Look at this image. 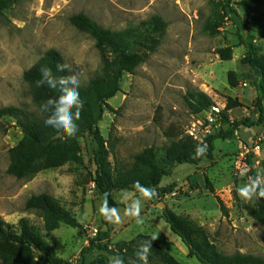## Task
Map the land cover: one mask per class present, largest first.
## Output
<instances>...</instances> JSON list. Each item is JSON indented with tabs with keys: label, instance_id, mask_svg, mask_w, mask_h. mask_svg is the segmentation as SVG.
<instances>
[{
	"label": "rangeland",
	"instance_id": "374dc122",
	"mask_svg": "<svg viewBox=\"0 0 264 264\" xmlns=\"http://www.w3.org/2000/svg\"><path fill=\"white\" fill-rule=\"evenodd\" d=\"M4 1L7 8L0 14V111L16 109L22 123L43 118L24 74L47 52L58 53L63 63L71 66L72 73L79 74L81 86L103 75L102 55L95 41L70 23L73 16L85 15L113 33L143 32L144 24L153 17L166 23L165 31L155 35L159 40L156 51L134 74L123 75L120 92L107 102L110 109H104L98 125L106 141L111 174L130 169L132 158L150 147L155 149L156 162L162 168L168 135L173 130L196 146L205 144L210 135L199 133L201 141L186 135L193 126H199L198 121L204 120L201 114L193 115L188 110L183 98L189 90L205 93L219 108H225L226 98L237 99L244 108L228 112L230 122L249 116L256 118L257 76L241 63L245 49L239 45L237 29L221 13L223 0ZM229 1L242 21H250L253 16L264 17V3L247 8L240 4L249 0ZM254 43L257 54L264 55V38L256 36ZM226 48L231 49V59L225 62L216 53ZM104 57L113 59L108 51ZM229 72L235 74V88L228 84ZM262 132L261 126L242 129L231 140L214 142L212 160L197 166H173L169 176L154 188L157 196L142 199V224L125 215L127 204L139 194L114 193L113 203L122 222L104 226L99 212L103 199L92 188L96 167L89 136L78 138L81 165L68 164L30 180H17L7 174V169L9 151L23 138L21 125L13 118L1 117L0 220L17 232L19 220L26 219L41 231L59 258L73 264H81V253L88 248L89 239L107 231L109 238L100 245L111 250L139 235L156 236L166 242L167 252L180 264H200L188 256L187 249L165 223L164 205L201 228L220 253L264 259V224L251 217L257 200L244 201L237 194V189L247 182V176L264 171V154L258 168H253L250 160L246 162L247 176L241 175L245 168L235 164L240 147L250 145ZM41 194L57 199L75 216L80 227L61 225L58 230L46 233L39 214L25 210L26 201ZM217 198L224 204L226 216L222 215ZM110 257L108 252L94 249L85 255L84 264H94L98 259L109 264Z\"/></svg>",
	"mask_w": 264,
	"mask_h": 264
},
{
	"label": "trees",
	"instance_id": "16d2710c",
	"mask_svg": "<svg viewBox=\"0 0 264 264\" xmlns=\"http://www.w3.org/2000/svg\"><path fill=\"white\" fill-rule=\"evenodd\" d=\"M262 3L264 0H249L241 2L240 5L250 8L253 4ZM6 8V2L0 0V14ZM220 10L224 18L237 29L239 45L245 49V56L241 63L248 65L257 76V83L254 86L257 93L254 101L256 118L249 116L240 121L230 122L227 113L244 108V106L237 99L228 97L222 114L223 128L205 140V144L208 145L206 155L194 159L196 144L182 137L179 131L173 130L168 135L170 140L165 150L162 168L156 162L155 149L150 147L132 158L133 165L130 169L117 170L111 174L106 141L100 134L98 125L102 120L104 109H110L107 102L120 92L119 84L123 75L134 74L149 55L156 51L159 40L155 38V35L165 31L166 23L159 17H153L144 24L143 32L127 30L113 33L101 28L87 16L79 14L73 16L70 23L78 31L87 34L95 41V47L102 55L103 75L79 88L83 108L81 119L76 122L78 132L74 137H67L44 124L48 113L41 112L40 106L49 98L58 97L60 92L46 85L37 87V81L41 78L40 69L46 67L57 77L70 75L69 72H57L56 65L63 63V60L58 53L49 51L24 74L25 82L33 88V100L43 118L39 121L22 123L16 109L7 108L0 111V118L10 117L17 120L23 133L22 140L9 151L10 163L7 174L17 180H30L42 172L57 170L68 164L81 165V147L78 138L87 134L93 145V159L96 167L93 184L96 193L102 199L105 193H109L108 203L115 207L114 193L127 191L139 194L133 189L135 181L138 180L145 187L154 189L164 177L169 176L173 166H197L203 161L212 160L215 141L231 140L235 133L242 129L259 126L264 128V55L257 54L254 43L256 36L264 38V17L253 16L250 21H242L229 0H223L220 3ZM106 51L113 56L112 60L104 57ZM216 54L222 61L226 62L231 59L230 48L218 50ZM234 78L235 74L229 72L227 80L231 88L236 87ZM183 100L193 115H199L214 106L211 98L201 91L189 90ZM209 190L214 193L211 187ZM216 200L222 215L226 216L227 211L224 204L220 199ZM256 200L257 205L251 212V217L258 223L264 224V199ZM25 210L39 214L46 233L58 230L61 225L74 229L80 227L75 216L66 210L57 199L48 194L31 196L25 203ZM163 218L170 231L187 249L188 256L195 258L200 264H264V259L259 257L241 254L227 256L220 253L201 228L193 225L188 218L178 216L167 208L163 211ZM101 219L102 224L107 226L108 222L103 217ZM17 230L16 232L13 227L0 220V260L2 264H73L59 258L54 249L44 240L41 231L26 219L19 220ZM108 238L109 231L98 232L94 239H89L88 248L83 249L81 253V264H84L85 255L94 249L108 252L111 256L119 255L124 259L125 264H141L135 255L138 244L152 237L139 235L129 242L120 243L113 250L100 245ZM166 248V242L156 239L149 255V264H180L167 252ZM94 264L107 263L103 259H98Z\"/></svg>",
	"mask_w": 264,
	"mask_h": 264
},
{
	"label": "clouds",
	"instance_id": "9594fccd",
	"mask_svg": "<svg viewBox=\"0 0 264 264\" xmlns=\"http://www.w3.org/2000/svg\"><path fill=\"white\" fill-rule=\"evenodd\" d=\"M57 72H69L70 75L55 76L53 72L42 67L40 69L41 78L37 81V87L47 86L51 89H58L60 95L55 98H49L41 106V112L48 113L44 120L45 126L53 128L57 133L74 137L78 132V124L81 119L83 101L80 97L79 88L81 80L78 73H72V68L67 63H58L56 65ZM208 150L207 144H198L195 148L194 159L206 155ZM247 169L242 170L241 175L247 176ZM133 189L139 193V196L133 197L125 208V215L135 220L137 224H142L141 217L142 199L151 200L157 196L153 188L145 187L138 180L133 183ZM238 196L249 201L253 198L264 199V171L257 172L254 176H247V182L237 189ZM109 193L104 194V198L99 209L101 216L110 224H119L122 218L119 210L110 206L108 203ZM158 237L153 236L149 240L139 242L136 250V259L141 264H149V255L153 246V242ZM109 264H125L124 259L119 255L110 257Z\"/></svg>",
	"mask_w": 264,
	"mask_h": 264
},
{
	"label": "built area",
	"instance_id": "2783aa9c",
	"mask_svg": "<svg viewBox=\"0 0 264 264\" xmlns=\"http://www.w3.org/2000/svg\"><path fill=\"white\" fill-rule=\"evenodd\" d=\"M246 86V85H244ZM225 108H219L214 104L208 111L201 113L204 120L198 121L199 125L197 128L193 126L190 130L186 132L190 138L194 141H201L199 133H202L203 136L213 135L223 128V119L222 114ZM255 141H252L248 146L240 147V152H238L235 157V164L237 166L246 167V162L250 160L253 165V168H258L262 161L261 156L264 154V132L255 136ZM200 139V140H199ZM92 188H95V185L92 183Z\"/></svg>",
	"mask_w": 264,
	"mask_h": 264
},
{
	"label": "water",
	"instance_id": "95a60500",
	"mask_svg": "<svg viewBox=\"0 0 264 264\" xmlns=\"http://www.w3.org/2000/svg\"><path fill=\"white\" fill-rule=\"evenodd\" d=\"M258 37H260V36H258ZM163 208H164V210H165V209H166V206L163 205Z\"/></svg>",
	"mask_w": 264,
	"mask_h": 264
},
{
	"label": "crops",
	"instance_id": "0c3cea01",
	"mask_svg": "<svg viewBox=\"0 0 264 264\" xmlns=\"http://www.w3.org/2000/svg\"><path fill=\"white\" fill-rule=\"evenodd\" d=\"M232 111H230V113H231Z\"/></svg>",
	"mask_w": 264,
	"mask_h": 264
}]
</instances>
